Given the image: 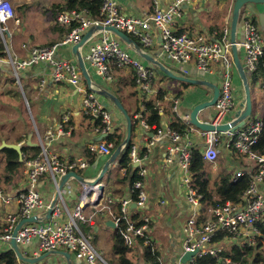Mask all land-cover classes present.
Masks as SVG:
<instances>
[{"label": "built area", "instance_id": "2783aa9c", "mask_svg": "<svg viewBox=\"0 0 264 264\" xmlns=\"http://www.w3.org/2000/svg\"><path fill=\"white\" fill-rule=\"evenodd\" d=\"M192 0H175L168 8H162L156 0L154 10L145 17L128 14L122 10L117 0H101V8L98 18L92 17L87 10H71L59 12L56 16L58 23L69 26L77 22L78 26L72 29L61 42L45 47H35L30 59L19 62L11 56L15 70L37 62L46 61L52 65V78L55 82L66 81L71 85L80 86L83 74L80 67L68 58H58L57 52L61 46L78 43L83 35L97 25L114 26L135 36L141 44L151 47L161 37L162 48L169 59L180 68V74L194 76V71L203 77L212 74L215 65L221 67L220 95L215 104L216 110L210 122L214 125L222 124L225 116L233 114L237 100L234 89V58L230 29L225 28L220 40H211L203 34H190L180 32L177 21L183 15V4ZM234 2L235 0H231ZM248 11V10H247ZM245 13V11H244ZM244 38L241 46L244 50L243 64L245 69L253 74L259 68L264 57V39L258 28V24L251 13L244 14ZM16 17V9L11 0H0V31L4 41L3 26ZM89 42V41H88ZM87 42V43H88ZM84 60L111 81V62L120 67H130L134 70V79L141 92V97L151 96L157 90L152 88L155 78V70L149 64L143 62L137 56L125 49L121 40L114 33L103 30L102 35L89 45L84 54ZM1 60V58H0ZM264 88V82L261 84ZM83 98V112L88 117V122L93 126H102V131L109 135L113 128V116L99 100L97 93L90 88L85 90ZM179 99H173V110L178 114ZM176 116L180 117L179 115ZM146 127L151 128L140 114L136 116ZM189 119H187V122ZM68 131L63 124H59L54 131H47L46 137L39 135L40 152L37 156L25 159V174L27 183L25 188L15 193L17 209L7 210L0 228V245L7 246L13 238L16 239L21 251L29 257H37L45 252L53 250H66L73 258L85 261L87 264H111L93 246L90 235L86 233L81 224L93 226L98 216H106L114 220L117 227L121 220L125 226L121 229L124 243L133 247L139 239L153 250L158 249L156 241L152 238L150 230L154 219L151 215H139L133 218L131 204L136 203L137 209H144L148 202L145 177L147 169L141 167L138 170V179L134 182L133 190L136 196L134 200H115L107 194L103 181L95 179L82 181L79 191V202L74 208L67 204V198L74 191V184L69 179L63 188H60L61 177L70 171L84 170L89 166L87 158L63 159L57 153L50 150L46 138H54ZM206 141L204 159L215 163L222 147L229 150L230 154L238 151L255 163L256 172L250 188L237 201H227L206 207L202 202V196L193 184L190 171L194 142L190 138L189 128L186 134L174 130L170 124L157 128L151 143L165 138L168 140L166 160L171 161L174 156L178 158L182 181L187 190L188 201L194 211L183 228L179 257L168 263L161 258L158 262L149 264H196V259L202 255H212L220 264H241L234 261L225 253L234 245H256L258 240H263V234L258 222L264 214V154H259L252 148L258 141L260 133L264 132V121L256 118L247 122L241 129L235 131H204L201 130ZM114 143L110 140L91 145L93 152L110 154ZM130 156L133 162H141L137 147H131ZM247 168H236L233 178L238 179L247 172ZM45 176H49L53 182L57 202H47L38 189V184ZM101 196V198H100ZM0 198L6 206L12 201L7 195L2 197L0 186ZM100 198V199H99ZM85 205V207L82 206ZM52 209L50 218L47 211ZM119 208L120 212H116ZM37 216L34 222H26L14 236V231L22 219ZM222 234V236H221ZM187 252H195L186 262L181 259ZM66 264L69 262L66 260Z\"/></svg>", "mask_w": 264, "mask_h": 264}, {"label": "crops", "instance_id": "0c3cea01", "mask_svg": "<svg viewBox=\"0 0 264 264\" xmlns=\"http://www.w3.org/2000/svg\"><path fill=\"white\" fill-rule=\"evenodd\" d=\"M22 8L26 6H36L37 0H19ZM54 10H58V5H63L66 0H49ZM122 7V10L128 14L145 17L154 10L156 0H117ZM162 8H168L175 0H157ZM41 2V0H39ZM47 0L43 2V6ZM234 2L231 0H192L183 4V15L177 21V28L180 32H188L190 34H203L211 40H220L223 30L230 29ZM49 8V7H48ZM20 9V8H18ZM255 6L249 4L244 14L251 13L261 30L264 32V25L260 21L259 14L254 10ZM27 13L21 14L14 19H10L4 26V35L6 42L0 31V40L3 42V47L6 50V56L0 57V116L10 114L12 116L10 121L18 120V125L7 124L3 118H0V146L3 142L19 144L24 149L25 157L33 154L34 151L40 150L39 135L46 137L47 131L56 130L59 124H63L68 131L66 134H60L54 138H46L47 145L53 152L57 153L63 159H76L78 157L87 158L89 166L78 171L85 179H95L101 172L105 162L111 159L115 149H112L110 154L103 155L93 152L90 147L97 144L109 135H105L102 131V126H93L88 122V117L83 112V98L85 90L90 88L105 89L116 95L128 113L136 118L138 114L143 112L139 110L143 100H154L160 107L162 114V127L170 124L175 113L173 110V99H179L178 114L181 119L187 122L189 118L188 113L198 103L209 100L212 97V90L206 86L191 85L182 90L178 87L174 78L169 77L166 72L157 65L149 63L141 52L153 53L155 60L162 62L166 68L178 74L180 72L178 65L167 57L165 54L161 41L157 37V41L151 47L144 46L138 39L131 36L140 45L138 48L121 40L122 46L131 54L140 58L146 64L156 68L160 71V78L162 84L169 85L168 88L173 89L174 92H167L164 88H156V92L151 96L142 98L139 94L138 87L134 81V70L130 67H120L115 62H111V81H107L103 75L97 72L95 68L87 62V69L91 76V83L83 77L80 86H74L66 81L55 82L52 76V65L46 61H37L30 63L23 68L15 70L11 56L16 57L19 62L30 59L32 50L35 47H45L52 44L59 43L66 35H63L64 27L57 22L56 15L53 9L49 11L34 10V8L25 9ZM24 10V11H25ZM248 10V11H247ZM261 10L264 11V5ZM35 16L31 20L32 16ZM103 33V30H97L93 33L92 38L85 46L80 48L83 56L88 50L89 45L94 43ZM244 38V25L241 20L238 27V51L243 62L244 50L241 46ZM73 45L61 46L57 52L58 58H68L73 62L76 60V55L72 51ZM232 50V49H231ZM215 70L212 74L202 76L196 71L193 72L195 77L206 78L207 80L220 85L221 81V67L215 65ZM15 74L12 78L10 73ZM19 74V75H18ZM234 89L237 100L235 110L242 107L244 99V90L241 79L234 68ZM18 80L20 85V92L23 93V98L26 102L27 108L31 114V121L33 120V128L31 121L28 122L21 113L19 102L12 103L13 97H16V92L7 90L8 84L14 83ZM176 80V79H175ZM179 88V89H177ZM162 89L164 96L160 97L159 93ZM15 95H14V93ZM102 104L109 109L113 116V128L111 133H117L123 139L127 136V122L123 113L116 107L111 99L106 96ZM102 99V100H104ZM30 102V107H29ZM106 102V103H104ZM254 105V110L257 107ZM10 106V107H9ZM16 107V108H14ZM262 110L258 111L256 118L264 121V98H262ZM216 107H208L201 110L199 117L204 121H210L214 116ZM234 118L233 114L225 116V121H231ZM194 144L202 146L204 151L206 148V141L202 135L201 129L189 124V134ZM154 138L152 128H146L139 120L135 124L132 132V144L137 147L138 155L141 162H133L129 166L121 164V158L126 151L124 145L116 157V160L111 164V171L108 180H104L105 188L109 195L117 201L125 199L134 200L133 197V183L132 179L138 173L139 168L145 167L147 169V176L145 177L146 190L148 194V202L143 212L152 215L156 220L155 212L158 207H162L164 224L167 227V237L169 246L166 249L160 250L161 257L165 262H172L179 257V249L183 238V228L185 219L191 211H194L192 204L188 201L187 190L182 181V175L179 168L178 158L174 156L171 161L166 160L167 149L169 141L165 138L151 143ZM132 145V146H133ZM3 148L0 147V162L4 163V173L0 175V186L2 188V197L11 196L12 201L6 206L0 198V228L7 210H16L18 205L16 202L15 193L22 188H25L27 179L25 174V165L16 173H10L5 169ZM232 156L229 150L222 147V152L215 163L207 161V167L212 171L220 172L222 169L234 170L237 168L235 163L229 159ZM24 157V158H25ZM26 159V158H25ZM108 174V175H109ZM107 174L105 175L108 176ZM9 180H5L8 178ZM104 177V178H105ZM7 181V182H6ZM74 184L73 193L67 198V204L70 208H74L79 202V191L82 188V181L76 178L72 179ZM38 189L42 193L47 202H53L56 198V191L53 182L49 176H45L38 184ZM132 209H137L133 207ZM142 214V211L133 210L132 214ZM110 218L106 216H98L93 226L81 224L83 230L88 233L99 231L101 233L111 232V260L114 259L113 243L117 233V225L112 226L108 223ZM87 227V228H86ZM86 229V230H85ZM7 246L0 245V252L7 250ZM10 249V247L8 248ZM163 251V252H162ZM62 257H64L62 255ZM129 257L133 264H149L145 259L144 247L137 241L131 247ZM47 259V258H46ZM45 259V260H46ZM43 260V261H45ZM38 264V263H37ZM44 264H66V259H61V254H56L55 258L46 260ZM73 264H87L85 261L73 258Z\"/></svg>", "mask_w": 264, "mask_h": 264}, {"label": "trees", "instance_id": "16d2710c", "mask_svg": "<svg viewBox=\"0 0 264 264\" xmlns=\"http://www.w3.org/2000/svg\"><path fill=\"white\" fill-rule=\"evenodd\" d=\"M57 7L58 10L53 9L56 16L59 12L63 11L87 10L92 17L98 18L101 8V0H66L65 4L58 5ZM18 8H22V5H19ZM76 26H78V23L73 22L71 25L64 27L63 35H67ZM129 35L133 36L132 34ZM134 38L136 37L134 36ZM5 56L6 50L5 47H3V42L0 40V57ZM258 73L264 77V57L260 62L258 70L251 74L250 78L252 80H255L258 76ZM182 84L185 88H187L189 85H192L184 81H182ZM159 96H164L162 89L160 90ZM139 110H143L140 115L144 119V121L151 126L152 132L155 134L157 128H160L162 126L163 117L160 113V107L158 103L154 100H143L142 105L139 106ZM255 119L256 118L252 116L248 119L247 122ZM138 120L140 121V119L135 118L134 116L132 117V131L134 130L135 124ZM189 124L191 123H188L175 115L173 121L170 123V126L174 130L184 135L188 131ZM107 139L114 143L113 149H116L124 141L123 137L118 135L117 133L109 134ZM132 145V140H130L129 144L125 146L126 151L123 153L121 158V164L125 167L132 164V158L130 156ZM252 149L259 154H264V132L260 133L258 141L256 142V144H254ZM2 152L4 154L5 169L13 174L18 172L19 169L23 166V164L25 163V158L37 156L40 150L38 149L34 151L33 154L27 155L25 157L24 149L22 148L23 160H20L19 152L16 149L5 147L3 148ZM229 159H231V161L236 164L235 166L237 168H247V172L238 179L233 178V170L230 169L224 168L219 173L215 174L214 171H212V168L209 169L207 167V161L204 159L202 146L199 144H195L193 147L190 171L193 177V184L198 189L199 194L202 196V202L206 207L227 201L237 202L242 198L243 194L251 186L257 168L255 166V163L251 162L246 155L240 154L236 151ZM9 179L10 178L8 176V178H6L5 180L8 181ZM137 179L138 175L136 174V176L132 179L133 185ZM135 196L136 194L133 193V197ZM116 212H120L119 208ZM139 215L140 214L138 213L133 214V218H138ZM125 225V221L121 220L117 227V233L115 235L113 244V253L115 256L114 259L111 260V264H133L132 259L129 257L131 247L127 246L124 243L121 233V229ZM258 226L263 234L264 240V214L262 216V219L259 220ZM139 242L144 247L145 259L147 262H158L162 258L159 249L153 250L151 246L145 245L142 239H139ZM262 247H264V244L260 238L256 245H234L233 248L227 251L225 254L230 255L234 261H240L241 264H264V256H262L258 252ZM0 264L28 263L20 261L16 256L14 250L10 248L0 252ZM196 264L220 263L218 259L213 257L212 255H202L196 259Z\"/></svg>", "mask_w": 264, "mask_h": 264}, {"label": "water", "instance_id": "95a60500", "mask_svg": "<svg viewBox=\"0 0 264 264\" xmlns=\"http://www.w3.org/2000/svg\"><path fill=\"white\" fill-rule=\"evenodd\" d=\"M249 4H253L255 6L254 10L259 14L260 21L264 25V11L261 10L262 5H264V0H235L234 1L233 14H232V19H231V24H230V38H231V43H232L231 48H232V53H233V58H234L235 69L237 70V73L243 85L244 99H243L242 107L236 111L235 117L231 121L224 122L219 125H214L210 121H204L199 117V113L201 110H204L208 107L215 106L219 98V95H220V87L218 84L213 83L207 80L206 78H201V77L197 78L194 76H185L182 74L179 75V74L172 72L170 69L166 68V66L162 62H160L159 60H155L153 53L140 51V45L137 41H135L127 32L120 30L114 26L97 25V26L90 28L83 35L82 39L78 43L72 46V51L77 57L74 62L80 67L83 77L88 81V83H91V76L87 69V64L84 60L82 52L80 51V48L85 46L86 43L90 41L95 31L97 30L110 31L114 33L116 36H118L121 40L138 48V50L141 52V55L149 63L153 65H157L160 68H162L168 76L176 80H179V81L190 83L192 85L206 86L212 90V97L209 100L198 103L188 113L189 123H191L195 127L201 130H204V131H235L237 129H241L242 127H244L247 124L248 119L252 116L254 112V105H253L252 91H251V83H252L251 78H250L251 74L245 69L242 59L239 55V51H238V43H239L238 27L242 19L243 13ZM159 41H161V37H159ZM92 89L97 93V96L101 102L105 101L104 97L108 96L111 99V101H113V103L116 105V107L123 113V115L125 116L126 122H127V136L124 139L123 143L115 149V151L113 152L111 156V159L105 162L98 177L95 178V181L99 182L105 177V175L108 172L111 171V164L115 162L116 157L119 155L122 147L124 145L129 144L132 138L133 121H132L131 115L128 113L123 103L116 95H114L113 93L105 89L104 90L99 89V88L96 89L93 87ZM104 136H106V134ZM0 147L1 149L5 147L16 149L19 152L20 160H23V153H22L21 145L3 142V144ZM71 177H74L77 180H81V181L85 180V178H83V176L80 175L78 172L70 171L61 177L60 188H63L65 183L69 179H71ZM56 202H57V198L53 200L52 206H54ZM82 206L85 207L84 204H82ZM132 206L136 207V203H134ZM51 213H52V209L49 208V210L47 211L48 218H50ZM36 220H37L36 215L31 216L26 219H22L15 228L14 236L17 235L18 230L21 228L23 224H25L26 222H34ZM108 223L112 226L114 225L116 226L115 221L112 219H109ZM10 246H11V249H13L14 252L16 253V256L18 257V259L28 264H37L38 262L44 260L46 257H48L51 254H61L65 257V259L69 262V264H72L71 262L72 255L66 250H53V251L45 252L37 257H29L23 254L15 238L11 240ZM179 252L181 253L182 251L179 249ZM194 254L195 252H187L186 254H184L181 260L183 262H186Z\"/></svg>", "mask_w": 264, "mask_h": 264}, {"label": "rangeland", "instance_id": "374dc122", "mask_svg": "<svg viewBox=\"0 0 264 264\" xmlns=\"http://www.w3.org/2000/svg\"><path fill=\"white\" fill-rule=\"evenodd\" d=\"M12 3L14 4V7L16 9V14L17 16L20 17V15L23 13H27L25 9H29V8H34L38 9L41 11V10H44V11H49V10H52L54 9V6L51 5V1L47 0V2L45 4H48V6H43V2L45 0H41V2H39V0H37V4L36 6L37 7H34V6H26L24 8H20L18 9V6L21 5L19 0H11ZM57 1V0H56ZM49 7V8H48ZM25 10V11H24ZM33 20L35 18L34 14L33 16L31 17ZM258 28L260 30V33L264 39V32L261 30L260 26L258 25ZM156 75H155V78H154V83L152 84V88L155 87H162L164 88L167 92L171 93V92H174L175 90V87H172L173 89L171 88H168V86H170V83L169 85H165V84H162L161 82V78H160V71L156 68ZM179 75H180V72L176 71ZM11 77L12 78H15L12 73H10ZM19 75V74H18ZM170 77V76H169ZM252 83H251V91H252V99H253V103L255 104V106L257 107V110H254L252 116H254L255 118L257 117L258 115V111L261 112L262 108V98H264V88L261 86V84L264 82V77L261 76L259 73H258V76L255 80H252ZM0 82H3V80L1 79ZM173 82H176L178 84V87H181V89L179 90H182L184 89L185 87L183 86L182 84V81H179V80H173ZM9 87H6L7 90H13L14 92H16V97H13V100L11 101L12 103H15V102H19V107H20V110H21V113L24 115L23 117L28 121L30 122L31 121V114H30V111L28 110L27 108V105H26V102L24 100V96H23V93L20 92V85H19V82L18 80H15L14 83L12 84H8ZM191 85H189L188 87H190ZM187 87V88H188ZM12 91V92H13ZM13 92V93H14ZM139 94H141V92L139 91ZM15 95V93H14ZM141 96V95H140ZM10 107V106H9ZM29 107H30V102H29ZM16 108V107H14ZM263 111V110H262ZM251 116V117H252ZM0 118H3L5 120V122L8 124L10 122V124H13V125H18V122H20L18 120V122L16 120H13V121H10L9 119L12 118V116L10 114H7L6 116H0ZM31 126L33 128V120L31 121ZM238 152V151H236ZM239 153V152H238ZM252 162V161H251ZM254 163V162H253ZM4 163L0 162V175H2L4 173ZM215 174H217V171H214ZM219 173V172H218ZM109 174V172L107 173V175ZM110 176V174L108 176H106L105 178H103L101 181L104 182V180H108V177ZM1 177V176H0ZM75 189V188H74ZM109 187L107 186V189H106V192L107 194L108 193V190ZM162 207H165V204L161 205L158 207V210H156L155 212V215H156V220L155 222L152 224V228L150 230V234L152 235V238L156 241L157 243V247L159 250H164L166 248H164L165 246L168 247L169 245V242H168V237H167V227L165 226L164 224V218L163 217V212H161V209ZM133 210H139V209H133ZM144 209H142V214L141 215H144L146 213L143 212ZM193 214V211H191V213L183 220H188L190 218V216ZM133 215V214H132ZM148 215V214H147ZM152 216V215H151ZM88 234L91 236L90 237V241L91 243L93 244V246L96 248V250L107 260L111 263V232L110 233H101L99 231H96V232H93V230L91 232H88ZM114 244V243H113ZM264 244V243H263ZM163 252V251H162ZM262 256H264V247H262L259 251H258ZM56 257V254H51L49 255L48 257H46L48 260H50L51 258H55ZM45 258V259H46ZM44 259V260H45ZM46 259V260H47ZM61 259L64 260V257H62L61 255ZM45 260V261H46ZM45 261H40L38 262V264H44Z\"/></svg>", "mask_w": 264, "mask_h": 264}]
</instances>
